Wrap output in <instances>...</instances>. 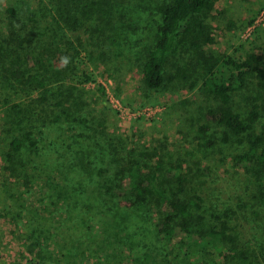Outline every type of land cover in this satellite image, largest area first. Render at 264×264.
Here are the masks:
<instances>
[{"label":"rangeland","instance_id":"1","mask_svg":"<svg viewBox=\"0 0 264 264\" xmlns=\"http://www.w3.org/2000/svg\"><path fill=\"white\" fill-rule=\"evenodd\" d=\"M163 1L0 0V264H171L167 259L175 260L174 255L181 253L177 242L168 244L158 233L156 221L149 217L153 210L143 213L116 205L92 187L81 192L69 189L68 195L58 193L62 189L53 191L48 181L57 176L61 180L62 175L46 164L44 154H32L24 162L28 176L6 168L3 154L13 133L9 114L15 119L27 115L25 110L13 112L12 104L19 103L23 109L36 96H28L24 89L26 76L36 64L14 41L13 31L24 37L28 30L24 24L36 32L33 45L40 48L47 39L54 48L70 47L74 57L81 53L79 69L96 75L97 81L89 83L67 76L71 84L80 86L77 100L85 103L82 113L103 122L107 132L121 138L125 146L157 149L167 162L168 153L187 158L193 177L188 191L203 198L196 213L211 222L214 213L230 209L234 213L230 232L239 236L236 246L257 249L258 255L264 251V194L254 176L236 161L245 145L235 138L224 142L225 129L215 123H210L208 132L200 129L208 121L206 111L217 103L202 83L207 67L202 53L182 39L168 65L167 76L182 66L192 73V80L199 79L196 88L191 87V79L168 81L161 90H148L143 84L140 57L156 32L158 5ZM12 6L17 17L9 10ZM205 20L215 41L204 49L216 57L245 59L251 51L264 53V0H212ZM70 61L62 63L73 66ZM21 68L26 73H15ZM257 80L252 75V83L234 94V106L247 117L258 105L261 117L254 132L260 133L264 90ZM48 115L43 123H47L46 146L51 144L57 156L52 141L58 139L60 125ZM210 138L217 143L210 145ZM15 168L25 172L22 165ZM76 175L68 173L73 180ZM37 239L46 248L42 256L40 246L31 247ZM228 249L205 257L223 263ZM200 257L192 256L185 264L198 263Z\"/></svg>","mask_w":264,"mask_h":264},{"label":"trees","instance_id":"2","mask_svg":"<svg viewBox=\"0 0 264 264\" xmlns=\"http://www.w3.org/2000/svg\"><path fill=\"white\" fill-rule=\"evenodd\" d=\"M211 2L166 0L158 5L156 32L145 44L144 55L140 57L142 81L148 90H161L166 88L168 81L191 79V87L196 88L199 79L192 80V73L182 66L167 76L168 65L172 52L182 39L188 40L192 50L201 52L207 64L202 83L217 103L206 111L208 121L200 129L208 132L210 123H215L225 129L224 142L235 138L238 144L245 145L246 150L237 154L236 161L254 176L257 188L264 194V131L254 132L261 117L258 105L252 106L247 117L234 106V94L252 83V75L257 76L256 85L264 90V53L251 51L245 59H222L206 51L204 47L215 41L211 25L205 20V11ZM9 10L13 17H17L16 7ZM60 15L64 16L62 9ZM23 27L28 29L24 37L13 31L14 41L15 46L24 50L26 59L34 60L36 64L24 84L28 96H36L23 109L19 103L12 104L13 112L18 114L25 110L27 115L15 119L9 114V127L13 133L8 137L3 154L7 169L11 168L17 176H28L24 162H29L32 154H44L46 164L49 162L62 175L61 180L57 176L48 181L53 191L62 189L58 193L68 195L69 189L81 192L92 187L101 197H108L116 205L140 209L143 213L153 210L149 217L156 221L158 233L168 244L177 242L180 248L181 253L174 255L175 260L167 259L171 264L188 263L195 255H201V260L195 264H264L263 250L258 255L257 249L248 247L242 250L236 246L239 236L230 232L234 217L230 209L214 213L211 222L206 221L203 214L196 213L201 208L199 200L203 198L197 192L191 194L188 191L193 177L187 158L168 153L170 161L167 162L157 149L125 146L121 138L107 132L103 122L82 113L85 103L77 100L80 86L71 84L66 80L67 76L74 75L73 79L81 83L97 79L93 71L79 69L81 53L74 57L70 47L54 48L47 39H43L45 42L38 48L33 45L36 32L26 24ZM66 60L74 67L62 63ZM15 73H26V70L21 68ZM48 114L53 115L51 122L60 125L58 139L52 141L57 156L51 151V144L46 146L44 127L47 123H43L50 118ZM207 142L213 145L217 140L210 138ZM18 165L24 166V173L16 172L15 166ZM72 171L77 174L76 180L68 176ZM35 246L41 247L38 254L42 256L46 248L39 239L31 245L32 248ZM226 246L229 251L223 254V263L205 257L215 251L223 253Z\"/></svg>","mask_w":264,"mask_h":264},{"label":"built area","instance_id":"3","mask_svg":"<svg viewBox=\"0 0 264 264\" xmlns=\"http://www.w3.org/2000/svg\"><path fill=\"white\" fill-rule=\"evenodd\" d=\"M136 114H140V112L139 113H136Z\"/></svg>","mask_w":264,"mask_h":264}]
</instances>
